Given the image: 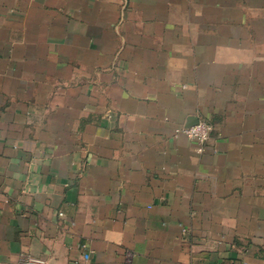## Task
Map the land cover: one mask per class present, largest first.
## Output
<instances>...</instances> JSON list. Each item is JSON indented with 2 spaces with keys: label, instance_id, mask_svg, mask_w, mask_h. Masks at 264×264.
I'll list each match as a JSON object with an SVG mask.
<instances>
[{
  "label": "crops",
  "instance_id": "1",
  "mask_svg": "<svg viewBox=\"0 0 264 264\" xmlns=\"http://www.w3.org/2000/svg\"><path fill=\"white\" fill-rule=\"evenodd\" d=\"M198 119L203 153L175 134ZM23 256L264 264V0H0V264Z\"/></svg>",
  "mask_w": 264,
  "mask_h": 264
},
{
  "label": "built area",
  "instance_id": "2",
  "mask_svg": "<svg viewBox=\"0 0 264 264\" xmlns=\"http://www.w3.org/2000/svg\"><path fill=\"white\" fill-rule=\"evenodd\" d=\"M214 129L215 126L211 121L206 119H198L187 126L178 127L175 131V134H183L190 140L194 141L196 143L197 151L199 153H203L207 147V144L213 137ZM85 258H90V254L85 253ZM20 264H46V261L31 256H23Z\"/></svg>",
  "mask_w": 264,
  "mask_h": 264
}]
</instances>
